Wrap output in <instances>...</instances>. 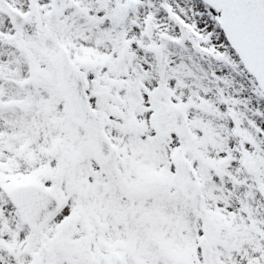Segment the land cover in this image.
<instances>
[{"label": "snow or ice", "instance_id": "1", "mask_svg": "<svg viewBox=\"0 0 264 264\" xmlns=\"http://www.w3.org/2000/svg\"><path fill=\"white\" fill-rule=\"evenodd\" d=\"M0 264H264V0H0Z\"/></svg>", "mask_w": 264, "mask_h": 264}]
</instances>
